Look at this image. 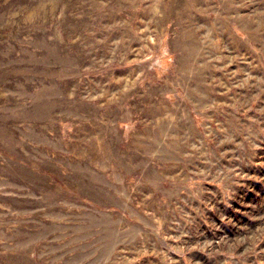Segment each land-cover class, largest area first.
<instances>
[{"label": "rangeland", "instance_id": "obj_1", "mask_svg": "<svg viewBox=\"0 0 264 264\" xmlns=\"http://www.w3.org/2000/svg\"><path fill=\"white\" fill-rule=\"evenodd\" d=\"M0 264H264V0H0Z\"/></svg>", "mask_w": 264, "mask_h": 264}]
</instances>
